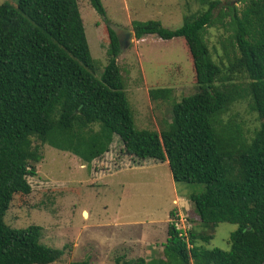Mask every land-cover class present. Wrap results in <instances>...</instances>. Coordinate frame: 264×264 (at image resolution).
<instances>
[{"label": "trees", "instance_id": "trees-1", "mask_svg": "<svg viewBox=\"0 0 264 264\" xmlns=\"http://www.w3.org/2000/svg\"><path fill=\"white\" fill-rule=\"evenodd\" d=\"M89 2L104 17L101 0ZM200 3L206 9L175 29L158 20L132 21L136 39L183 37L193 62L197 90L173 103L171 122L160 132L135 127L111 26L108 60L97 78L77 0L0 5V264H48L63 254L40 242V226L13 228L4 221L14 195L31 192L28 177L36 175L42 145L91 162L109 151L114 135L127 155L167 162L175 183L204 184L188 197L200 229L184 233L169 222L164 264H264V0ZM219 26L229 33L227 66L212 59L205 39L207 28ZM234 74L247 82L236 83ZM148 93L155 102L172 97L167 87ZM245 98L260 120L249 136L223 119ZM169 216L176 220L175 210ZM220 223L237 225L229 249L205 248Z\"/></svg>", "mask_w": 264, "mask_h": 264}, {"label": "rangeland", "instance_id": "rangeland-1", "mask_svg": "<svg viewBox=\"0 0 264 264\" xmlns=\"http://www.w3.org/2000/svg\"><path fill=\"white\" fill-rule=\"evenodd\" d=\"M17 1L0 0V5H16ZM101 3L104 17L89 0H77L97 78L108 60V25L121 37L132 30L134 20H158L164 27L175 29L185 17L206 9L200 0ZM228 35L221 26L207 28L205 34L212 59L225 66ZM130 40L117 57V65L134 124L137 129L160 132L171 122L173 103L197 90L193 62L183 37L163 40L147 35L143 40L132 34ZM233 79L236 83L247 82L243 74H234ZM157 87L170 88L171 99L153 101L148 91ZM223 119L238 124L248 136L260 124L248 98L231 105ZM41 152L42 159L35 165L36 175L28 177L31 192L22 197L14 195L4 221L13 228L40 226V242L63 250L58 260L48 264L81 260L117 264V259L122 262L138 257L164 264L162 244L167 239L169 222L175 221L184 233L195 227L200 229L188 197L201 192L204 184L175 183L167 162L127 155L117 135L109 151L91 162L49 144L42 145ZM171 210H175L178 219L169 216ZM236 229V224H218L214 237L204 247L228 250L229 235Z\"/></svg>", "mask_w": 264, "mask_h": 264}, {"label": "water", "instance_id": "water-1", "mask_svg": "<svg viewBox=\"0 0 264 264\" xmlns=\"http://www.w3.org/2000/svg\"><path fill=\"white\" fill-rule=\"evenodd\" d=\"M240 1H241V0H231V3H232V4H237V3L240 2ZM116 34H117V38H118V41H119V46H120L121 51H122L124 48H126V47L130 44V42H131L130 37H131V35L134 34V33H133L132 30H129V31H127V32L125 33V35L122 36V37H121L120 34H118V33H116Z\"/></svg>", "mask_w": 264, "mask_h": 264}, {"label": "crops", "instance_id": "crops-1", "mask_svg": "<svg viewBox=\"0 0 264 264\" xmlns=\"http://www.w3.org/2000/svg\"><path fill=\"white\" fill-rule=\"evenodd\" d=\"M146 37H147V36H145V37L143 38V40H146ZM174 201L176 202V200H174Z\"/></svg>", "mask_w": 264, "mask_h": 264}]
</instances>
